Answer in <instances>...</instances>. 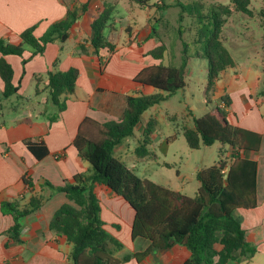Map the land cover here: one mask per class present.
Masks as SVG:
<instances>
[{"label": "crops", "instance_id": "0c3cea01", "mask_svg": "<svg viewBox=\"0 0 264 264\" xmlns=\"http://www.w3.org/2000/svg\"><path fill=\"white\" fill-rule=\"evenodd\" d=\"M105 3L114 7L104 30V37L114 45V50L101 49L96 55L90 43L91 23ZM155 3L156 0H149L141 6L132 0H0V39L13 45L21 42L20 34L30 27H35L33 34L39 38L51 24L64 19L68 10L79 14L65 42L48 43L44 51L37 55H32L27 49L22 57H5L13 69V84L19 87L20 98L3 99L1 93L4 85L0 78V204L13 203L22 209L31 198L36 197L41 200V205L21 219L18 241L6 233L14 224L13 217L0 211V264H72L69 258L72 245L65 236L49 230L54 213L63 204H72L66 194L56 188L73 185L77 175H92L91 166L73 145L78 134L92 140L98 139L103 124L122 118L127 97L146 95L148 89L150 91L146 96L158 93L154 88L134 81L139 71L158 63L148 55L149 51L165 44L156 34L149 38L151 29L157 31L160 23V15L154 17L155 13L160 14L154 7ZM83 6L85 11L81 12ZM250 6L252 14H255ZM257 12L261 19L257 20L264 31V0ZM263 39L264 32L257 40L260 52L256 47L255 52L252 51L256 41L253 38L248 40L249 46H238L239 52L244 56L261 55L264 60ZM81 46L85 51L81 50ZM192 59L188 57L185 68V87L160 102L173 98L184 101V110L163 114L162 122L167 121V126L172 125L173 128H169L171 132L163 133L161 137L157 131L158 121L153 117L142 122V116L159 105L156 104L142 114L133 135L114 148L113 156L133 172L131 165L158 161L153 143L159 137L160 143L169 145L179 138L185 140L184 130L193 129L194 119L199 118L194 116L190 105V84L194 75L190 67ZM22 61H26L24 66ZM205 65L207 75V63ZM71 68L78 71L75 88L72 94L61 97L65 107L59 111L49 101L46 88L48 74ZM205 84L206 76L203 91ZM30 89H33V96L26 94ZM223 96L229 101L226 112L230 123L261 136L259 150L245 155L257 163V204L252 209L236 211L245 231L246 252L253 254L226 264H264V76L251 65L234 62L232 67L220 74L212 101L216 103ZM149 121H152L148 145L150 156L138 158L135 151ZM26 142L44 144L48 155L40 160L35 159L28 151ZM219 150L223 151V159L231 154L221 145ZM162 166L168 169L175 167L168 162ZM199 169L203 168L195 167L191 173H185L178 167L171 186L158 185L187 195L184 189L193 181ZM198 188L199 183L190 197L196 194ZM96 191L103 228L113 241L107 244V252L114 259L122 260L147 249L149 241L131 237L134 213L129 204L106 187H97ZM189 256L185 247L175 246L166 252L155 251L139 263L132 259L121 264H183Z\"/></svg>", "mask_w": 264, "mask_h": 264}, {"label": "trees", "instance_id": "16d2710c", "mask_svg": "<svg viewBox=\"0 0 264 264\" xmlns=\"http://www.w3.org/2000/svg\"><path fill=\"white\" fill-rule=\"evenodd\" d=\"M132 1L142 6L149 0ZM250 2L251 0H231L234 9L228 5H216L205 14L197 4L176 3L180 8V22L184 14H190L195 21L194 44L199 45L196 57L207 63L204 97L206 103L213 106L211 113L195 118L193 129L184 130L183 136L188 148L193 150L215 143L227 147L231 151V163H225L223 151L219 150L216 164L197 171L195 178L199 188L190 197L148 179H141L113 156L114 148L133 135L134 128L145 111L185 87L189 44L182 42L181 64L177 67L163 64L166 51L164 44L149 51L148 55L158 63L143 68L134 81L142 86L152 87L158 93L127 97L122 118L103 124L98 139L92 140L78 134L73 145L91 166L92 175H77L73 185L65 184L56 188L57 191L64 192L72 204H63L54 213L49 230L56 235L65 236L72 245L69 255L72 264H121L132 259L139 263L155 251L166 252L175 246L185 247L189 251L190 256L183 264H226L228 261L252 256L253 252H246L245 231L236 211L256 207L257 163L245 155L259 150L261 136L230 123L226 112V106L229 105L227 97H221L216 103L212 101L220 74L234 65L231 53L220 37L222 26L226 23L225 18L234 10L251 16ZM154 7L161 17L162 12L170 5L166 0H156ZM113 9L112 4L105 3L103 10L91 23L90 43L96 55L101 49L106 48L109 52L114 50V45L104 37ZM84 11L85 6L81 7V12ZM262 14L264 16V12ZM78 15L76 11L68 10L64 19L51 24L39 38L33 34L35 27H30L20 34L21 42L18 45L0 39L3 99L20 98L19 87L13 84V69L5 57H22L27 49L32 55H37L44 51L48 43L65 42ZM155 34L156 29H151L149 38H153ZM262 48L264 53V39ZM81 50L85 51L83 46ZM25 62L22 61L23 66ZM77 76L78 71L74 68L48 74L46 88L49 101L59 111L65 107L61 97L73 93ZM220 103L225 108L220 107ZM151 126L152 121H149L144 128L142 140L135 151L138 158L150 156L148 145L152 134ZM25 145L37 160L48 155V150L42 143L26 142ZM27 184L30 185V182L27 181ZM97 187L110 189L129 204L134 213L131 237L149 241L147 249L122 260L114 259L107 252V244L113 241L103 228L100 218ZM40 205L41 200L36 197L31 198L22 209L13 203L0 204L1 213L13 217L14 224L6 232L11 239L18 241L21 219L37 210Z\"/></svg>", "mask_w": 264, "mask_h": 264}, {"label": "rangeland", "instance_id": "374dc122", "mask_svg": "<svg viewBox=\"0 0 264 264\" xmlns=\"http://www.w3.org/2000/svg\"><path fill=\"white\" fill-rule=\"evenodd\" d=\"M181 2L185 5L194 6L197 4L200 6L202 13H207L211 7L216 5H228V7L234 6L231 4V0H166V3L170 7L164 12L163 16L159 18L160 23L157 26L156 35L165 43V55L163 59L164 65L180 66L183 45L182 42L188 43L187 48L188 56H191L190 67L194 71L192 77V83L190 84L192 95L190 99V105L193 109V114L195 117H200L203 114H208L212 112L213 106L207 104L204 97L203 83L205 82L206 73L204 68L206 63L203 59L196 57V51L199 45L194 44L196 39L195 33V21L192 19L190 14H184L182 22L178 19V14L180 8L176 6L177 2ZM263 0H253L251 3V8L255 10V14L251 16L245 15L235 10L225 18L226 23L222 26L221 31V41L224 46L231 53V57L236 63H244L245 65H251L258 69L264 76V60L261 55L253 54L245 56L239 52V47L241 45L249 46L248 40L253 38L258 40L263 34V29L259 25V11L262 7ZM159 14L154 15L158 17ZM257 18L259 20H257ZM156 26V24H155ZM180 30V31H179ZM254 41V47L252 51L255 52V47L257 51L260 52L259 42ZM239 46V47H238ZM243 48V47H241ZM195 56V57H193ZM187 80L188 77H186ZM150 89L145 91V94H149ZM27 96H33V89L26 92ZM171 101H166L159 103L155 108L149 109L144 116H142V122H145L149 117H153L158 121L157 131L162 137V134H169V128L172 125L167 126L168 122L163 121V114L166 112H179L181 109L184 110V101L181 99H175ZM207 107V108H206ZM206 112V113H205ZM173 128V127H172ZM219 147L220 144L215 143L212 146H201L197 150L188 148L186 142L183 138H179L170 145L166 142L160 143V137L153 143V149L158 156V161L150 160L148 162L136 163L131 165L134 173L140 178H146L157 184L170 185L175 181V169L181 167L182 171L185 173H191L195 167L207 168L214 165L219 159ZM228 151L229 149L226 147ZM230 155L225 158V163L230 164ZM164 162L174 164L173 169H168L162 166ZM191 181L184 192L192 196L194 193V187L198 185L195 178Z\"/></svg>", "mask_w": 264, "mask_h": 264}, {"label": "built area", "instance_id": "2783aa9c", "mask_svg": "<svg viewBox=\"0 0 264 264\" xmlns=\"http://www.w3.org/2000/svg\"><path fill=\"white\" fill-rule=\"evenodd\" d=\"M220 107L225 108V105L223 103H220Z\"/></svg>", "mask_w": 264, "mask_h": 264}]
</instances>
